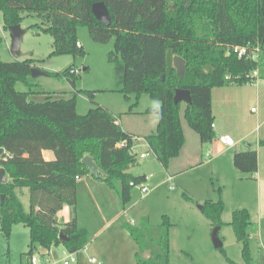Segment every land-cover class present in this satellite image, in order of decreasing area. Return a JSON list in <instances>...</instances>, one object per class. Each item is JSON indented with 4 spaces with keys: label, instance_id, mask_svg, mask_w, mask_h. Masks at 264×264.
<instances>
[{
    "label": "trees",
    "instance_id": "trees-1",
    "mask_svg": "<svg viewBox=\"0 0 264 264\" xmlns=\"http://www.w3.org/2000/svg\"><path fill=\"white\" fill-rule=\"evenodd\" d=\"M95 3L107 9L108 26L94 18ZM0 11L6 30L19 25L23 15H35L52 36L53 55H85L77 45L78 26L85 27L95 43L112 40L108 59L120 58L123 63L119 92L125 98L145 94L157 104L143 113L156 117L155 133L143 139L165 170L185 143L182 121L202 144L214 139L213 88L252 82L253 71L264 79V0H0ZM232 47L258 49L257 60L238 58ZM168 52L184 60L182 79L167 65ZM32 66L31 60L6 63L0 59V148L4 151L0 169L8 179L0 181V233L8 240L14 226L27 229L28 250L21 255L24 264H30L38 249L46 253L62 246L66 252L76 253L88 244L86 228L75 220L60 224L56 219L64 206L76 205V178L90 174L81 164L84 155L105 173L97 181L118 188L123 207L130 200L132 186L145 183L144 176L126 172L136 153L131 151L134 137L119 123L121 115L96 104L93 91L77 92L93 104L86 114L79 115L76 94L70 99H53L32 84ZM70 69L49 75L73 85L77 71ZM17 83L26 90L18 91ZM177 90L188 91L190 102L175 103ZM29 94L44 99L31 101ZM121 142L125 146L119 148ZM43 151H51L54 159L44 160ZM232 163L235 170L249 177L257 172L253 150L235 153ZM24 189L27 209L21 202ZM223 210L220 199L202 206L213 228L223 224ZM229 225L249 264L248 241L256 225L245 209L234 210ZM127 231L137 249L136 264H169V224L165 219L157 226L143 219ZM60 234L69 240H61Z\"/></svg>",
    "mask_w": 264,
    "mask_h": 264
},
{
    "label": "rangeland",
    "instance_id": "rangeland-1",
    "mask_svg": "<svg viewBox=\"0 0 264 264\" xmlns=\"http://www.w3.org/2000/svg\"><path fill=\"white\" fill-rule=\"evenodd\" d=\"M19 26L23 34L18 55L14 57L10 53V38L4 28L3 13L0 11V59L6 63L31 60L34 64L32 68L37 67L47 73L46 76L37 79L31 78L32 84L37 85L42 92L49 93L47 96L53 99H70L76 94V112L79 115L86 114L88 109L93 107L87 98L77 94L81 91L95 92L94 102L114 114H120V119L132 131L140 129L138 114L144 116L147 107L157 105L145 94L138 98L134 95L125 98L119 92L123 85V63L120 58L108 59V53L113 49L112 40L106 44L95 43L87 29L78 26L77 42L85 55L75 57L53 55L52 36L44 31L35 15H23ZM172 58L168 52L169 66L172 64ZM68 67H71L70 70L75 71L74 73L77 71L73 85L65 79L59 80L49 75L62 72ZM16 89L21 92L26 90L20 83H17ZM28 98L31 101L42 102L44 96L29 94ZM183 125L187 135L186 151H195L198 137L184 122ZM135 153V161L126 172L135 176L144 175L146 178L151 176L147 184L153 191L143 196L140 192L142 184L132 186L130 200L124 206V212L120 211L121 214L115 223L110 224L112 219L110 217L116 209L115 193L107 189L101 191L98 186L93 191L84 189L78 197L80 216L86 218L88 213L90 220L94 219V223L91 222L93 230L86 245L87 255L91 256L90 252L101 249L104 258L102 260L96 258L100 264H136L135 247L127 227H138L143 219L150 225L157 226L165 219L169 224V264H246L242 256V245L237 242L231 226L225 222L224 217L227 215L230 221L232 211L246 209L249 213L254 208L257 201L255 184L240 179H235L229 186L221 184L212 178L207 167L187 171L180 178L167 183L168 175L143 143L136 147ZM141 154H147V157L142 159ZM170 186H173L172 189ZM240 187L242 188L239 189ZM240 191L242 193L245 191V198ZM203 195L205 198L200 200ZM219 199L224 207L223 217L221 215L223 224L218 232L222 248L216 250L211 243L213 227L198 206ZM21 201L23 207L27 209V197L22 196ZM28 241V231L21 225L12 228L8 240L0 233V264H24L21 255L27 251ZM248 253L249 264H264V248L259 240L249 239ZM43 254L45 253L40 249L33 253L37 264H61L67 252L59 247L42 257ZM77 264H87L82 250L77 255Z\"/></svg>",
    "mask_w": 264,
    "mask_h": 264
},
{
    "label": "crops",
    "instance_id": "crops-1",
    "mask_svg": "<svg viewBox=\"0 0 264 264\" xmlns=\"http://www.w3.org/2000/svg\"><path fill=\"white\" fill-rule=\"evenodd\" d=\"M172 57L174 58V56ZM211 107L213 115L212 130L214 133V139L210 143L202 144L198 138V142L195 140L196 143H198L196 150L186 151L187 135L185 132V127L183 125L184 121H182L181 126L185 138V143L180 151L178 158L171 161L168 170H165L164 168L163 170L168 176H171L173 180H176L187 171H193L195 169L207 167L210 169V175L212 176V178H215L221 184H226L229 186L230 184L235 182V179L253 182L255 184L257 201L254 208L249 211V216L251 222L256 225L257 229L256 232L252 234L249 239L259 240V242L261 243V245H263L264 248V146L260 145L261 141L264 142V79L258 78L254 83H246L242 85L232 84L229 86L213 88L211 90ZM130 113L132 114V112ZM138 116L140 119L137 120L140 123V129L138 131H132L128 129V127L125 126L124 121L122 119L119 120L123 131L131 134L134 137V151L140 143H143L148 148L143 138L145 136L155 133L156 129V118H152V115L141 116L138 114ZM133 117L134 119H136L135 115ZM148 124L149 127H147ZM221 136H230L234 142V145L232 147H226L221 145L219 142V138ZM248 150H253L257 154V172L252 177L239 173L237 170L234 169L232 163V158L235 153L246 152ZM85 156L89 155H84L83 157ZM42 157L46 161L54 159V155L51 151H43ZM150 178L151 176L149 178L145 177V183L148 186L147 195L153 191V188H151V186L147 184V181H149ZM5 179L6 181L8 180L7 178ZM97 179L98 178H94L90 174L76 178V205L75 207L64 206L57 213L56 219L60 224H65L71 222L72 220H75L80 227L86 228L88 232L91 233L93 230V224H91V222L94 223V219L90 220V214L88 216V213L86 218L80 216L78 197L80 196V194L83 193L84 189H90L91 191H93V189L98 186L101 191L107 189L108 191L115 193L116 209L110 217L112 218L110 224L116 222L118 216L121 214L120 211L124 212V207L122 206L120 200L119 190L117 187L113 189L107 184L97 181ZM242 187H240L239 189H241ZM240 194L244 198L246 197L245 191L244 193L240 191ZM22 196L23 198H25V196L27 197L26 189L22 190ZM202 198H205L204 195L203 197H200V200ZM224 220H226L225 222H228V224L230 223L227 215L224 217ZM122 237H124V235ZM133 245L135 247V254L137 249L135 244ZM59 247H61L64 252H66L62 246H58L55 248ZM52 249L54 248H51L46 253L44 251L41 252H44L45 254L43 255L45 256L48 255ZM82 251L84 253V256L86 257V262L88 258H93L95 260L94 264H100V261L98 262L96 258H101L100 260L104 258V253L101 249H97L95 251L90 252L91 256L87 255L86 246L84 247V249H82ZM79 252L80 251L77 252V255Z\"/></svg>",
    "mask_w": 264,
    "mask_h": 264
},
{
    "label": "water",
    "instance_id": "water-1",
    "mask_svg": "<svg viewBox=\"0 0 264 264\" xmlns=\"http://www.w3.org/2000/svg\"><path fill=\"white\" fill-rule=\"evenodd\" d=\"M92 14L94 18L100 22L104 26H108L110 23V18L107 9L102 3H95L92 6ZM7 32L10 38V53L16 57L18 55V48L21 42L23 31L21 30L19 25L10 26L7 28ZM172 68L175 69L176 75L182 79L184 76V69H185V62L180 57L175 56L172 60ZM46 72L38 69L37 67L30 69V77L32 79H37L38 77L46 76ZM179 101H184L189 103L190 97L189 92L186 90H177L175 92L174 102L178 103ZM3 149L0 148V155L3 153ZM81 164L84 165L90 172V175L94 178H100L105 176V173L100 170L95 163L93 162L92 158L89 156H85L81 159ZM0 181L2 183L6 182L4 177V172L0 169ZM3 199V196H0V200ZM199 210H202V206H198ZM219 228H213L211 232V243L214 249L219 250L222 248V243L218 237ZM59 238L63 241H68L69 239L63 235H59Z\"/></svg>",
    "mask_w": 264,
    "mask_h": 264
},
{
    "label": "built area",
    "instance_id": "built-area-1",
    "mask_svg": "<svg viewBox=\"0 0 264 264\" xmlns=\"http://www.w3.org/2000/svg\"><path fill=\"white\" fill-rule=\"evenodd\" d=\"M77 45H79V44L77 43ZM231 49L233 50V53H235L237 55L238 58L243 57L246 60H250V61H256L257 60L258 49H256L255 51H253L247 47H232ZM251 78L254 80L252 82H249V83H254L258 79V72L253 71L251 74ZM212 127H213V125H212ZM219 142L221 145L226 146V147H232L234 145V142L230 136H221L219 138ZM124 146H125V142H121L120 144H118L119 148L124 147ZM131 151H132V153H135L134 147L131 148ZM145 157H147V154H141L140 155V158H145ZM172 180H173V178L171 176H168L166 182L170 183V182H172ZM172 187L173 186H170L171 189H172ZM140 192L143 196L147 195L148 186L143 183L140 186ZM87 262H88V264H94L95 260L93 258H88ZM76 263H77V252L76 253H67L61 261V264H76ZM30 264H37V259L32 256V258L30 259Z\"/></svg>",
    "mask_w": 264,
    "mask_h": 264
}]
</instances>
